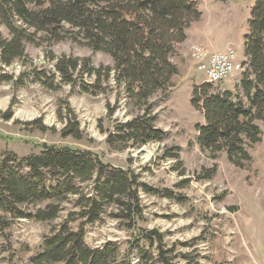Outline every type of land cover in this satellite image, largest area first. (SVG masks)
I'll use <instances>...</instances> for the list:
<instances>
[{
	"label": "trees",
	"instance_id": "obj_1",
	"mask_svg": "<svg viewBox=\"0 0 264 264\" xmlns=\"http://www.w3.org/2000/svg\"><path fill=\"white\" fill-rule=\"evenodd\" d=\"M253 1L239 85L234 90L217 89L203 81L194 84L191 93V104L204 119L196 126L200 148L212 156L225 152L238 167L252 159L249 147L262 138L256 121L264 122V0ZM201 16L196 0H0V64L9 66L22 59L27 43L40 40L70 39L108 53L113 65L89 67L88 58L62 56L55 59V67L62 81L71 84L85 70L94 78L84 84L85 91L112 88L113 79L135 114L118 122L106 143L119 149L141 147L165 139V131L156 124L152 98L173 84L179 68L172 58ZM109 108L113 114L115 107ZM61 119L65 121L63 134L82 138L71 113ZM169 156L179 162L178 153ZM213 174L212 170L203 176ZM141 189L152 190L134 169L104 161L91 149L45 144L40 152L22 157L0 150V209L4 214L52 222L61 216L65 203H72L66 217L43 236L31 257L34 264H119L115 241L98 247L86 241V226L103 220L109 207L123 225L155 247L156 258L139 250L141 264H176L172 255L166 256L175 249H164V233L139 225L144 216ZM165 196L174 195L167 191ZM127 264H131L129 259Z\"/></svg>",
	"mask_w": 264,
	"mask_h": 264
},
{
	"label": "rangeland",
	"instance_id": "obj_2",
	"mask_svg": "<svg viewBox=\"0 0 264 264\" xmlns=\"http://www.w3.org/2000/svg\"><path fill=\"white\" fill-rule=\"evenodd\" d=\"M196 1L202 16L172 58L179 72L163 95L152 98L156 124L166 134L163 141L120 149L108 145L109 131L134 116L132 103H127L113 79L112 88L85 91L84 84L94 81L85 70L76 84L62 81L55 59L88 58L89 67H99L113 65L112 57L70 39L40 40L27 43L22 59L9 66L0 64V150L22 157L40 152L45 144L91 149L104 161L131 167L152 188L140 190L144 216L139 225L164 233V249H175L166 256L172 255L176 264H264V122L256 121L262 138L249 147L252 159L238 167L225 152L212 156L200 148L196 126L204 121L203 114L191 104L194 84L208 79L192 59L190 45L199 43L210 51L232 46L238 59L245 61V35L254 1ZM242 73L235 71L212 83L217 89L234 90ZM109 105L115 107L113 114ZM69 113L79 124L81 139L62 132L65 121L61 117ZM171 152L179 154V162L169 156ZM212 170L210 178L203 176ZM167 191L174 196H165ZM71 207V202L65 203L61 216L52 222L14 218L0 209V264H34L31 257L43 236ZM86 230L91 246L107 241L119 245V264H127L128 259L141 264V249L157 257L155 247L115 218L111 207L103 220L88 224Z\"/></svg>",
	"mask_w": 264,
	"mask_h": 264
},
{
	"label": "built area",
	"instance_id": "obj_3",
	"mask_svg": "<svg viewBox=\"0 0 264 264\" xmlns=\"http://www.w3.org/2000/svg\"><path fill=\"white\" fill-rule=\"evenodd\" d=\"M190 55L210 82L223 81L233 72L244 69L243 61L238 59L237 52L232 46L224 50L210 51L199 43H193L190 45Z\"/></svg>",
	"mask_w": 264,
	"mask_h": 264
},
{
	"label": "crops",
	"instance_id": "obj_4",
	"mask_svg": "<svg viewBox=\"0 0 264 264\" xmlns=\"http://www.w3.org/2000/svg\"><path fill=\"white\" fill-rule=\"evenodd\" d=\"M185 42H186V41H185ZM185 42H184V43H185ZM182 44H183V43H182Z\"/></svg>",
	"mask_w": 264,
	"mask_h": 264
}]
</instances>
